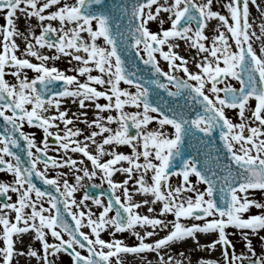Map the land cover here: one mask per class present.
Segmentation results:
<instances>
[{"label":"snow or ice","instance_id":"snow-or-ice-1","mask_svg":"<svg viewBox=\"0 0 264 264\" xmlns=\"http://www.w3.org/2000/svg\"><path fill=\"white\" fill-rule=\"evenodd\" d=\"M103 5L104 0H0V173L13 177L0 183V264H14V258L65 264L64 255L70 264H152L153 254L156 264H184L165 250L189 240L200 251L220 248V260L199 258L197 264H264V249L257 253L253 243H264V202L255 197L264 192V0H132L96 7ZM252 6L262 21L259 35ZM181 43L194 50L196 71L177 51ZM63 57L74 62L71 69L55 65ZM128 57L144 69L130 65ZM69 102L77 105L71 116L62 107ZM89 108L95 110L92 119ZM226 110L236 111L239 122ZM25 124L42 130L40 144ZM217 131L222 147L211 139ZM63 168L69 172L48 174ZM117 173L124 179L117 181ZM98 175L100 184L86 183ZM173 176L180 178L178 185L170 183ZM138 194L144 198L137 200ZM253 207L261 211L253 214ZM230 228L246 252L237 254ZM105 232L110 239L103 238ZM123 233L137 243L117 238ZM201 237L211 239L201 243Z\"/></svg>","mask_w":264,"mask_h":264},{"label":"rangeland","instance_id":"rangeland-1","mask_svg":"<svg viewBox=\"0 0 264 264\" xmlns=\"http://www.w3.org/2000/svg\"><path fill=\"white\" fill-rule=\"evenodd\" d=\"M259 2V0H258ZM223 11V10H222ZM250 12H251V17H252V20L251 22L254 24V26L257 28V35H259V24L262 22L259 17H258V10L252 6L250 8ZM25 22V21H24ZM35 23V21L33 22ZM4 24V14L3 12H0V25ZM217 24V21L213 20L211 22L210 25H214L213 27L209 26V28L207 29V32L208 34L211 36V35H214L215 33L213 32V29L212 30H209L210 27L211 28H214L215 25ZM25 27V24L22 25L21 29L23 30ZM164 28H167L169 27V25L167 23H165L163 25ZM150 28L152 30H157V24L156 23H151L150 24ZM39 31V29H37V32ZM98 43L103 46V38H98ZM259 41H256L255 43V47H257V49L259 48ZM21 47L23 48V44H21ZM177 51H179V53L181 55H184L186 57H188L189 61H190V69L192 71H196L197 69L195 68V65L194 63H192V56L194 55V50H189L187 49V47L181 43V47L179 49H177ZM33 62H36L33 58ZM52 62H50L51 64ZM55 65L57 67H59L61 70H69L73 67V63H69V58L67 57H63L61 58L59 61H55L54 62ZM160 65L161 67L167 71L168 70V65H167V62L163 61V59L160 60ZM68 74H75L73 72H68ZM93 74H98L97 72H93ZM26 75L29 77V78H33L35 73L31 72V71H26ZM179 75H183V73H179ZM6 79H8L9 81L11 82H15L14 78L11 76V75H8L6 76ZM81 80H84L86 79L85 77H81L80 78ZM231 83L236 86L237 88L239 87V83L237 81H235L234 79L231 80ZM121 87H125V88H128L129 86L127 84H124L122 82L121 84ZM131 91H134V89H130ZM101 103H105L106 101L101 98L100 100ZM251 103L254 105L255 101H251ZM126 110L127 111H135L136 109L133 107V106H127L126 107ZM115 114V113H113ZM226 114L229 116V118L233 119L234 122H239L238 121V117H237V113L236 111L234 110H226ZM105 115H107V113H105ZM78 126L83 129V125L81 123L78 122ZM113 127H116L115 124L112 125ZM61 127H63V125H61ZM157 127V124L155 122H153L151 125H150V128L151 129H155ZM56 129H53V131H55ZM24 131L26 133H28L30 136H34L37 144H40L42 138H43V133H42V130H40L38 127H34V126H29L27 124H25L24 126ZM168 131H171V129L169 128ZM84 133H85V130H84ZM83 136L80 137V139H82ZM53 147H55V145L53 144L52 145ZM120 151H124L126 153L130 152V149L127 147V146H124V148H122ZM49 155L50 156H57L59 155L58 153H55L53 151H50L49 152ZM104 159H107V157H105ZM85 164L91 169V163L90 161H87V159L85 158ZM42 167V166H41ZM59 171H63V172H69V169L68 168H63V169H55V170H52V169H49V176L52 177V176H55L57 172ZM82 175V173H81ZM70 181V183H75V180H74V177L69 174L68 177H67ZM13 179V177L11 176V174H8V173H0V183H4V182H10L11 180ZM190 179H192L193 183H195L196 181V177L195 176H192L190 177ZM180 182V178L179 177H176V176H173L170 178V183L172 185H178ZM87 184H100L101 183V179H100V176L98 175L97 177L93 178L92 181H86ZM198 188H200L201 190L205 187L204 185L200 184V185H197ZM105 188H107V185L105 184ZM83 189H81V191L77 192L75 195H81V193H83ZM255 197L260 200L261 202H264V192H261V191H256L255 192ZM12 199L15 200L16 199V196L15 194L12 195ZM155 208L157 209V211L159 210L160 208V204L157 203V205H155ZM147 211V209H146ZM261 210H258L256 209L255 207H253L251 209V213L255 214L257 212H259ZM142 212L144 213V209L142 208ZM146 213V212H145ZM168 220H171L173 219V217L171 215H169L167 217ZM189 223H191V221H187ZM84 231H89L88 229H83ZM138 230V229H137ZM230 232H233L235 233L234 235L231 236V239L233 241V243L235 244V250L237 252V254H240V253H244L246 252V249H245V243L244 241L242 240L240 234L237 232V230L235 229H229ZM262 235H264V233H262ZM104 239H110V235L109 233H106L104 235H102ZM117 238H122L125 240V242L127 244H135L137 243L136 239L130 234V233H123V234H117ZM49 239L51 240V237H49ZM29 241V240H28ZM27 241V242H28ZM258 244H255L254 243V247L257 251V253H260L261 249H264V243H261V242H258ZM190 247L187 248L186 245H181L177 248H175L174 250H165V255H173L174 257H176L177 259H182L184 264H187L189 263V261H191L192 263L191 264H197V261L199 258H202L200 255H198V251H197V248L193 245V243L190 241ZM33 247L36 248V249H40V244L39 242H36L35 244H33ZM216 253L219 257V260L221 259V252H220V248L217 247V249L215 250ZM183 253V256H181L180 254ZM86 254V253H85ZM196 255V258H195V262H193V259L192 257ZM151 260H152V264H156V256L155 254H153L151 257ZM17 260L18 258H14V264H17ZM62 260L65 262V264H70V258L67 256V255H64L62 257ZM31 261H33L35 264H37L36 260L35 259H32Z\"/></svg>","mask_w":264,"mask_h":264},{"label":"bare ground","instance_id":"bare-ground-1","mask_svg":"<svg viewBox=\"0 0 264 264\" xmlns=\"http://www.w3.org/2000/svg\"><path fill=\"white\" fill-rule=\"evenodd\" d=\"M18 15H19V14H18ZM33 22H34V20H33ZM18 23H19V26H20V27H22V25L25 24L23 16L20 17V20L18 21ZM210 26L213 27L214 25H213V26L210 25ZM211 27H210L209 30H212V29H213V28H211ZM45 51H46V50H45ZM62 107H63V108H67V109L69 110V116H71L73 112H76V111H77V105H73V104H71L70 102H69V103H66V104L63 105ZM86 111L88 112V117H89V119L94 118V111H95V110H94L93 108L86 109ZM81 124L83 125V129L85 130V134H87V133H88V129H87L86 125H84L83 123H81ZM81 140H83V138H82ZM122 148H124V146H121V148H120L119 150H121ZM90 150L93 151V152H95V146H94V145H90ZM70 155H73V158H81V154H79V153H76V154H71V153H70ZM107 158H108V157H107ZM84 159H85V158H84ZM115 179H116L117 181H121V180L124 179V176H123V174L117 173V174L115 175ZM76 197H77V200L81 199V198H82V193H81V195L79 194V195H77ZM142 198H144V197H142V196L139 195V194L136 196V199H137V200H140V199H142ZM87 203L90 204V206L93 208L94 211H98V209L96 208V206H95V205H92L91 202H87ZM142 208L144 209V213H145V212H146V207H142ZM142 208L140 209V211H141V213L143 214V212H142ZM138 230H140V229H138ZM106 233H107V232L103 233L102 235H104V234H106ZM164 234H165L164 232H160L158 235H159V236H163ZM261 235H262V234H261ZM156 238H158V237H157V236H154V237H152L151 239L154 240V239H156ZM29 239H30V238L26 237V238H25L26 242H27ZM210 239H211V237H201V243H206V242H207L208 240H210ZM258 242H260L259 239H255V240L253 241V243L259 245ZM189 244H190V240L187 241V242H185V243H182V244L178 243V244H176V245L174 246L173 249H167V250H174L175 248H177V247H179V246H181V245H186V247L189 248V247H190ZM19 247H23V245H20ZM197 251H198V255H200L202 258H214V259L219 260L218 255L215 254L216 251H214V252L211 251V250L200 251L199 249H197ZM195 258H196V255H194V256L192 257L193 262H195ZM189 262H190V264L192 263L191 261H189ZM17 264H27L26 258H18V260H17ZM30 264H35V263H34L33 261H30ZM187 264H189V263H187Z\"/></svg>","mask_w":264,"mask_h":264},{"label":"water","instance_id":"water-1","mask_svg":"<svg viewBox=\"0 0 264 264\" xmlns=\"http://www.w3.org/2000/svg\"><path fill=\"white\" fill-rule=\"evenodd\" d=\"M113 2L125 3V4H127V5H131L132 0H104V5H103V6H96V7H98V8H100V7H107V6H110ZM122 24H127V19H126V18L123 20ZM121 30L126 32V29L123 28V26H122ZM126 55H127V52H126ZM128 60H129V64H130V65H131V64H135V65H137L138 67H140L141 69H144V66H143L142 62L139 61L138 59L133 58V57H128ZM138 74L145 75L146 78H147L146 72H141V73H138ZM161 91H162V90H161ZM4 127H5V122L3 121L2 118H0V131H2V130L4 129ZM218 137H219V132L217 131V132H216L215 134H213L212 137H211L212 142H213L214 145L219 146V147H222V143H223V142L220 141ZM205 139H207V138H205ZM18 151H21L22 157H23L24 159H27L26 155L22 152V150H18ZM203 151H204V149L201 150V156L203 155ZM214 154H215V153H214ZM221 155L223 156V152L221 153ZM178 159H179V158H178ZM35 182L38 184V186H43V185H42V182L39 181L38 178H35ZM43 187H47V186H43ZM91 190H92V189H91ZM90 192H91V191H90ZM93 192H94V191H93ZM95 192H96V191H95ZM106 195H107V193H106ZM0 199H3V198L0 197ZM69 219H70V218H69Z\"/></svg>","mask_w":264,"mask_h":264}]
</instances>
